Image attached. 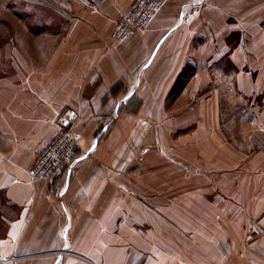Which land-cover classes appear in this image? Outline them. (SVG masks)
I'll use <instances>...</instances> for the list:
<instances>
[{
    "label": "crops",
    "instance_id": "1",
    "mask_svg": "<svg viewBox=\"0 0 264 264\" xmlns=\"http://www.w3.org/2000/svg\"><path fill=\"white\" fill-rule=\"evenodd\" d=\"M133 1L47 0L46 42L0 71V256L264 264V0H168L115 42ZM224 63L238 98L261 99L237 139L213 85ZM65 108L80 114L71 176L33 182Z\"/></svg>",
    "mask_w": 264,
    "mask_h": 264
},
{
    "label": "rangeland",
    "instance_id": "2",
    "mask_svg": "<svg viewBox=\"0 0 264 264\" xmlns=\"http://www.w3.org/2000/svg\"><path fill=\"white\" fill-rule=\"evenodd\" d=\"M46 3H48L47 0H0V52L2 53L0 58H3V59L6 58L4 60H0L1 64L5 63V65H0V71H8L9 73L13 69L11 65L13 63L14 58H16V56L18 55L17 47H19L20 49L21 47L20 45H22L23 42L28 48H30L32 43H35V45H37V43L46 42V39L44 37V35L47 34L46 29H45L46 28L45 25L47 24V19L45 18L46 15L43 14L44 17L35 16L36 11L47 10V7L44 6L46 5ZM129 8L127 12L129 11ZM146 31H144L143 33H145ZM143 33H139V34H143ZM25 53L29 54L30 51L27 49ZM225 63L222 65H219L216 68L214 72L216 75L214 76L215 81L213 85L219 88V95H220L219 104H220V108L222 109L220 110L222 119H224V121L230 120V122L231 120L232 121L237 120L235 124L234 123L232 125L228 124L227 125L228 128L225 132L230 139H237L238 138L237 134L240 129V128L238 129V127H240L241 122L244 120L245 114L243 112L246 111L247 114H249L252 108H254L255 106L261 103V99L260 98H254V99L238 98L239 93L236 91V89H234L233 82L232 81L230 82L228 80L227 81L222 80L223 79L222 72L224 71L227 73L232 72L231 67H229L228 65L226 66ZM187 71L185 72L184 77L180 79L179 82H177V85L174 91L177 88L180 89L181 87L185 86L186 82L188 81L190 77V74H189L190 70H187ZM2 73L3 72H1L0 74ZM193 100L196 101L197 99L193 98ZM66 109L68 108L63 109L61 113L65 111ZM74 127L72 128L73 134H74L73 132ZM79 151H80V146H79V150L76 153L78 154Z\"/></svg>",
    "mask_w": 264,
    "mask_h": 264
},
{
    "label": "built area",
    "instance_id": "3",
    "mask_svg": "<svg viewBox=\"0 0 264 264\" xmlns=\"http://www.w3.org/2000/svg\"><path fill=\"white\" fill-rule=\"evenodd\" d=\"M168 0H135L129 11L118 21L113 38L125 41L132 33H143ZM79 112L68 108L56 120L57 131L42 149L30 169L31 181L55 182L71 176L79 143L72 128L79 120ZM13 258L0 256V264H12Z\"/></svg>",
    "mask_w": 264,
    "mask_h": 264
}]
</instances>
